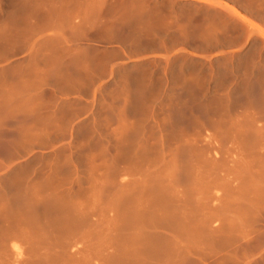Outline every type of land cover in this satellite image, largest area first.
<instances>
[{"label":"rangeland","instance_id":"rangeland-1","mask_svg":"<svg viewBox=\"0 0 264 264\" xmlns=\"http://www.w3.org/2000/svg\"><path fill=\"white\" fill-rule=\"evenodd\" d=\"M10 4L144 1L0 0V264H264L261 59L198 55L217 15L184 9L161 28L189 51L121 67L73 135H37L12 110L33 95L11 93Z\"/></svg>","mask_w":264,"mask_h":264},{"label":"crops","instance_id":"crops-1","mask_svg":"<svg viewBox=\"0 0 264 264\" xmlns=\"http://www.w3.org/2000/svg\"><path fill=\"white\" fill-rule=\"evenodd\" d=\"M143 1L10 4L11 20L20 19L23 41V49L9 56L11 93L33 95L32 101L17 102L12 110L32 113L43 122L37 128L44 132L37 135H73L76 122L91 118L101 89L116 79L121 67L189 51L187 45L171 43L161 28L175 22L184 9L209 8L217 15L205 23L202 39L211 44L198 55L241 52L264 63V0Z\"/></svg>","mask_w":264,"mask_h":264}]
</instances>
